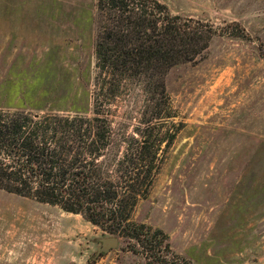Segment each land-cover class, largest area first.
Masks as SVG:
<instances>
[{"label": "rangeland", "instance_id": "rangeland-1", "mask_svg": "<svg viewBox=\"0 0 264 264\" xmlns=\"http://www.w3.org/2000/svg\"><path fill=\"white\" fill-rule=\"evenodd\" d=\"M208 23L207 51L165 78L178 132L132 220L191 264H264V0H156ZM97 0H0V108L90 113ZM237 25V26H236ZM124 99V98H123ZM126 123L142 117L132 91ZM114 103L115 111L122 102ZM117 237L108 253L100 240ZM123 237L0 190V264H146Z\"/></svg>", "mask_w": 264, "mask_h": 264}, {"label": "trees", "instance_id": "trees-1", "mask_svg": "<svg viewBox=\"0 0 264 264\" xmlns=\"http://www.w3.org/2000/svg\"><path fill=\"white\" fill-rule=\"evenodd\" d=\"M96 8L91 112L0 108V190L133 241L130 250L146 264H191L173 254L166 234L133 221L132 213L179 130L166 75L202 56L215 31L156 0H97ZM134 90L143 97L142 117L127 133L133 105L124 102ZM117 100L126 107L121 115L117 104L110 109Z\"/></svg>", "mask_w": 264, "mask_h": 264}, {"label": "water", "instance_id": "water-1", "mask_svg": "<svg viewBox=\"0 0 264 264\" xmlns=\"http://www.w3.org/2000/svg\"><path fill=\"white\" fill-rule=\"evenodd\" d=\"M117 237H110L100 240V246L97 248V254L108 253L112 249H115L118 245Z\"/></svg>", "mask_w": 264, "mask_h": 264}]
</instances>
